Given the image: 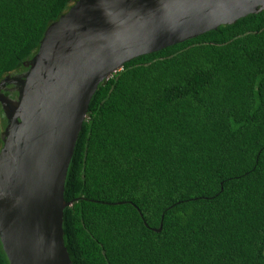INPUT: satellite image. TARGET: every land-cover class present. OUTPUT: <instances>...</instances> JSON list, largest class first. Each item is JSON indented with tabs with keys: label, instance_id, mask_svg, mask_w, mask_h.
I'll return each instance as SVG.
<instances>
[{
	"label": "trees",
	"instance_id": "trees-1",
	"mask_svg": "<svg viewBox=\"0 0 264 264\" xmlns=\"http://www.w3.org/2000/svg\"><path fill=\"white\" fill-rule=\"evenodd\" d=\"M73 1L0 0V81ZM65 200L74 264H264V10L101 83Z\"/></svg>",
	"mask_w": 264,
	"mask_h": 264
},
{
	"label": "water",
	"instance_id": "water-1",
	"mask_svg": "<svg viewBox=\"0 0 264 264\" xmlns=\"http://www.w3.org/2000/svg\"><path fill=\"white\" fill-rule=\"evenodd\" d=\"M263 10L264 0H74L50 23L24 68L0 81V241L10 264H74L65 182L99 85L138 56Z\"/></svg>",
	"mask_w": 264,
	"mask_h": 264
}]
</instances>
